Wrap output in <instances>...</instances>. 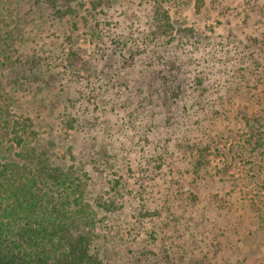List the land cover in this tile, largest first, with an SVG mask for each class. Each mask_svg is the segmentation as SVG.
<instances>
[{"label":"rangeland","instance_id":"374dc122","mask_svg":"<svg viewBox=\"0 0 264 264\" xmlns=\"http://www.w3.org/2000/svg\"><path fill=\"white\" fill-rule=\"evenodd\" d=\"M26 157L79 179L113 264H264V0H0Z\"/></svg>","mask_w":264,"mask_h":264},{"label":"trees","instance_id":"16d2710c","mask_svg":"<svg viewBox=\"0 0 264 264\" xmlns=\"http://www.w3.org/2000/svg\"><path fill=\"white\" fill-rule=\"evenodd\" d=\"M0 164V264H113L117 254L97 246L104 227L74 174L28 157ZM148 256L137 264H151Z\"/></svg>","mask_w":264,"mask_h":264}]
</instances>
